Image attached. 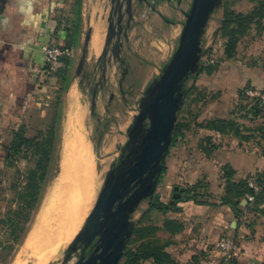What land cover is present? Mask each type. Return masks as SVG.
Masks as SVG:
<instances>
[{"label": "rangeland", "instance_id": "obj_1", "mask_svg": "<svg viewBox=\"0 0 264 264\" xmlns=\"http://www.w3.org/2000/svg\"><path fill=\"white\" fill-rule=\"evenodd\" d=\"M92 1L94 0H86L80 44L78 49H76L73 54L74 68L71 82L73 78H75L74 71L81 55L88 14L91 9V3H93ZM95 1L100 3V0ZM171 4L173 8H169L166 2L161 0L159 5L156 7V11L150 10L147 6L142 8L136 6L134 7V17L130 28L127 30V33L129 31L130 34L129 38L127 35L126 39H121L123 50L120 53V57L123 59L124 64L121 65L119 62L113 63L110 61V63L106 66V89L103 97H101V100L98 103L97 113H102V107L105 105V101L110 99L111 94L113 95V99L111 100V106L108 109L105 118L109 121L108 129L103 135L96 152L94 150V145L97 141L96 119L90 113V90L93 89V86L96 83V77L99 75L98 57L101 52L103 38L107 28V15L109 11L108 0L104 6L103 13H94L93 8V40L90 44L87 60L82 72L84 80H82L81 77L76 76L78 80H82L85 84L82 92L78 95L79 100L77 99V106L83 111L82 132L91 148L90 155L92 158V167L97 179L93 192V194L95 193L94 198L92 196V201L89 203L90 205L86 216L89 214L95 202L96 196L102 188L107 171L118 160L120 150L124 146L127 139L126 126L132 123L134 115L137 114L139 100L143 96L148 85L156 78L154 75H150V72L158 69L160 74L162 68L164 67L159 60V56L162 54L159 46L160 44H165L163 43L164 38L171 35L175 29L176 34L178 35L175 47L177 46L182 23L184 22L182 11H188L191 0H184L180 4H178L176 0H171ZM251 5L252 4L247 0H237L231 5V8L236 12L245 13L251 9ZM221 16L222 10L219 9L209 21L204 36V48L207 50V53L204 56L203 61H207L209 63H218L222 61L221 50L223 40L216 34L218 21L221 19ZM239 53L240 57L249 60L250 63L263 59L264 37H256L253 33L250 34L248 38L241 40ZM108 58L112 60L110 52L108 53ZM221 64L222 66L219 73L211 79L204 80V83L210 84V88L222 89V94L217 97L218 99L215 98L200 109L198 121L212 117L216 113H221L224 108L232 103L233 98L236 95L235 91L237 88L244 89L247 85H253L256 87L264 86V71L262 69L248 68L244 62L240 60L235 61L233 65H228L227 63ZM93 77H95L94 80H91ZM53 85L49 86L50 91L48 93L50 94V97L47 100L46 105H42L39 109L29 112L25 116L23 122L25 137L30 139L40 137V135L44 134L47 131V128L52 125L53 121L55 122L57 119V110L60 111V127L58 131L59 142L57 152L55 153L53 172L46 184L42 187L41 198L37 209L31 213L27 221L19 219L16 212L19 210L20 206L18 193L23 191L22 189H24L25 186L27 173L33 167L30 150L23 149L20 154L16 155L11 160L9 166H5L3 168L0 174V264H34L36 262L31 250L26 246V240L31 230L36 226L37 220L41 217L42 212H44L54 200L60 184L59 173L63 166L62 138L64 136V130L61 122L67 113L68 105L66 107L65 104L67 91L59 96L57 95V92H55L56 87ZM191 85L192 80L189 79L186 87H190ZM185 94L187 95V89ZM195 95L196 90L190 91L186 96V100H183V102H185L181 106L183 108H180L182 109L181 117L187 109L189 110V107L192 109V114L195 113V103L194 101H191L194 99ZM57 96L60 98V103H58ZM115 112L117 113V116L113 115ZM187 119L191 122L190 115L187 116ZM119 129L121 130L120 132L123 137L119 140V142H117L118 144H116V147H114L111 151L109 148L106 152H101V143L103 141L106 142L108 140L106 142L108 145L115 144V137L119 134ZM188 137L189 133H186V138ZM222 137L223 136H219L218 138L213 136L212 138L217 142V140ZM222 144L227 145V143L224 142H222ZM158 188L159 186L156 191H159ZM212 191L210 202L218 201V190L214 189ZM166 197L170 199V196ZM207 199L208 198L205 197L204 200L206 201ZM146 208L147 201L143 202L139 206L138 211L134 214L133 219L136 223L140 220ZM159 218L160 217H158L157 214H151L146 216L143 222L157 221ZM8 219L13 222L19 221V225L24 229V232L22 230L17 234L18 236H21V241L18 244L14 241L15 239L11 234L13 228L11 224H9ZM77 230L78 229L71 234L66 244L57 253L56 257L49 260L45 264H58L62 258L63 251L72 240ZM260 231H262V229ZM158 235L161 238L166 237V234L162 232ZM223 236L230 238L236 243V245H238L237 240H235L231 234L225 233ZM240 252L238 250L239 254ZM213 253L219 255L218 251L214 248ZM204 258V256L203 259L200 258L202 262L201 264H209V261H206L208 258ZM218 258L219 256H212V259L215 260L214 264L218 263ZM69 264H72V262Z\"/></svg>", "mask_w": 264, "mask_h": 264}, {"label": "crops", "instance_id": "obj_2", "mask_svg": "<svg viewBox=\"0 0 264 264\" xmlns=\"http://www.w3.org/2000/svg\"><path fill=\"white\" fill-rule=\"evenodd\" d=\"M247 1L252 4V8L258 0ZM73 2L74 0H0L1 166L4 160L3 146L8 143V131L23 126L25 116L39 109L40 106L46 105L50 97L48 93L50 90L43 87L42 81L45 68L43 48L64 45L65 31L70 27L73 17ZM92 2L94 13L104 12L107 0H100V3L95 0ZM85 5L86 0H82V18ZM252 33L254 35V31L250 34ZM127 35L129 38V31ZM259 36L264 37V32ZM177 37L175 29L171 35L164 38L165 44H160L161 64L165 65L169 61L176 48ZM240 43L241 41L239 46ZM122 50L123 45L121 52ZM71 54L74 58V52ZM158 74V69L150 72V75L155 77ZM74 85L78 86L79 95L85 84L76 76L73 78L66 92V107L69 90ZM217 114L219 113L215 115ZM113 115L117 116V113ZM63 120L64 118L61 125L64 129ZM128 127L129 125L126 126V130ZM120 131L119 129V134L115 137V144L108 145L105 141L101 143V152H106L109 148L111 151L116 147L117 142L123 137ZM186 133H189L188 138ZM186 133L184 138L170 150L166 159L165 178L159 185V191L156 192L160 193L163 202L172 203L184 195L183 191L187 184H193L205 175L203 182L208 184L209 195L206 202L212 205L200 206L183 201L178 203L180 212L166 214L167 217L177 218L184 223L183 232L171 237L174 243L170 247L173 258L179 264H196L192 261L193 256L202 253L208 258L206 261H209V264H214L215 260L212 256H219L213 253V248L216 249L215 243L223 234L229 233L237 240L238 250L241 251L239 255L237 254L238 264H264L263 218L256 213L248 212L236 219L232 209L221 202L224 195L222 166L230 164L236 170L238 178H246L264 170V153L252 140L245 142L231 136H223V139H218L217 142L213 139L218 148L207 158L198 148L200 140L206 136L219 138V135L200 128H192ZM222 142L227 145H223ZM214 189L218 190L219 200L210 202L211 192ZM200 190L197 189V193H203V190ZM166 196H170V199ZM198 200L201 201L200 198ZM242 203L245 205L244 202ZM165 234L166 237L163 239L169 237L167 233ZM200 258L198 263L201 264ZM220 260L222 259L219 256L217 261Z\"/></svg>", "mask_w": 264, "mask_h": 264}, {"label": "trees", "instance_id": "obj_3", "mask_svg": "<svg viewBox=\"0 0 264 264\" xmlns=\"http://www.w3.org/2000/svg\"><path fill=\"white\" fill-rule=\"evenodd\" d=\"M235 1L223 0L220 7L222 16L218 21L216 34L223 40L221 50L222 61L218 63L202 61L200 71L195 76L190 77L192 85L185 88L187 89V95L190 91L196 90V95L191 100L195 103L196 111L192 114V109L189 107V110L187 109L182 117V109L178 112L171 142L163 159L154 193L147 201V208L144 210L131 236L127 240L118 264H179L170 252V247L174 244L171 237L183 232L184 223L177 218L167 217L166 214L169 212H180L181 208L178 206V203L183 201L193 202L200 206L212 205L203 201L205 197L209 196L207 193L208 184L203 182L205 175L197 182L187 184V187L183 191L184 195H181L180 199H176L172 203L163 202L160 193L156 192L157 187L165 178L167 156L170 150L184 138L186 132L192 128H200L219 136H231L245 142L252 140L264 153V107L257 98H248L244 95L245 88L263 90L264 86L247 85L244 89L237 88L232 103L224 108L221 113L215 115L213 118L198 121L200 109L222 94V89H213L209 87L210 84L204 83V80L211 79L219 73L222 66L221 63L233 65L235 61L240 60L248 68H259L264 71V59L250 63L249 60L240 57L239 53V42L241 40L248 38L252 31H254L255 36L262 35L264 32V0L255 1L254 6L245 13L236 12L231 8V5ZM72 12L71 25L65 31L64 45L60 46L67 51V54L60 58V65L54 72L55 92L59 96L67 91L73 76L74 59L71 53L77 49L81 36L83 24L82 0H74ZM187 95L185 94L184 100H186ZM59 96H57L58 103H60ZM59 113L60 111L57 110V119L55 122L53 121L52 125L40 137L31 139L25 137L23 126L9 130L7 133L8 143L3 146L4 160L3 166L0 165V174L3 168L9 166L11 160L20 154L23 149L30 150L31 152L33 167L27 173L23 191L18 193L20 206L16 215L23 221H27L31 213L37 209L42 187L53 172L55 153L57 152L59 142ZM189 115L191 116V122L187 119ZM108 123L109 121L104 119L96 129L97 141L94 145L95 152L98 150L101 139L108 129ZM198 148L208 158L217 150L218 145L214 143L211 136H206L200 140ZM221 172L224 180V195L221 198L222 204L232 209L236 219H239L244 213L253 212L264 220V187L260 193L254 194L247 183L251 179L256 185L264 184V170L246 178H238L236 170L230 164H225L222 166ZM197 189L203 190V193H197ZM248 195H253L254 201L252 204L246 203L243 205L242 202L245 203ZM199 198L201 201L198 200ZM151 214H157L160 218L157 221L143 222L144 218ZM8 222L13 228L11 234L15 239L14 241L18 244L21 241V236L17 234L22 230L24 232V229L19 225V221L13 222L8 219ZM160 232L167 233L169 237L165 239L159 237L158 234ZM203 256L202 253L193 256L192 261L198 263L199 257L203 259ZM217 264H238V257L227 262L220 260Z\"/></svg>", "mask_w": 264, "mask_h": 264}, {"label": "water", "instance_id": "obj_4", "mask_svg": "<svg viewBox=\"0 0 264 264\" xmlns=\"http://www.w3.org/2000/svg\"><path fill=\"white\" fill-rule=\"evenodd\" d=\"M114 3L115 0H110ZM223 0H191L183 12L177 46L160 74L139 100L137 114L126 130V142L117 162L107 171L103 185L83 224L62 253L58 264H118L136 222L139 206L154 193L163 159L169 148L177 114L183 104L186 84L202 67L207 53L204 36L209 21ZM131 17V0H126ZM93 8L88 14L81 55L75 76L81 77L92 42ZM107 28L98 57V83L90 90V113L95 114L99 91L106 84V66L110 61L124 64L120 57L121 39L127 38L129 24L123 30L121 13L116 23L113 9L108 12ZM111 53L112 60L108 58ZM113 99L111 94L110 100ZM87 251V252H86Z\"/></svg>", "mask_w": 264, "mask_h": 264}, {"label": "bare ground", "instance_id": "obj_5", "mask_svg": "<svg viewBox=\"0 0 264 264\" xmlns=\"http://www.w3.org/2000/svg\"><path fill=\"white\" fill-rule=\"evenodd\" d=\"M78 92V86L74 85L68 93V110L63 120L60 184L54 200L42 212L26 240L36 264H45L55 258L71 234L79 230L95 194L97 179L92 167L91 148L82 132L83 111L77 106Z\"/></svg>", "mask_w": 264, "mask_h": 264}, {"label": "built area", "instance_id": "obj_6", "mask_svg": "<svg viewBox=\"0 0 264 264\" xmlns=\"http://www.w3.org/2000/svg\"><path fill=\"white\" fill-rule=\"evenodd\" d=\"M45 55V68L42 74L43 87L49 88L55 82L54 72L60 65V58L67 54V51L60 46L51 45L43 48ZM53 83V84H52ZM244 95L248 98H257L260 104L264 107V89L253 90L246 89ZM248 186L253 190L254 194L261 192L264 184L256 185L251 179L247 181ZM254 201L253 195H248L245 199V204H252ZM215 248L223 261L231 260L237 257L238 247L236 243L228 237L222 236L215 243Z\"/></svg>", "mask_w": 264, "mask_h": 264}, {"label": "flooded vegetation", "instance_id": "obj_7", "mask_svg": "<svg viewBox=\"0 0 264 264\" xmlns=\"http://www.w3.org/2000/svg\"><path fill=\"white\" fill-rule=\"evenodd\" d=\"M160 1L161 0H131V17H129L128 13L126 12V9H127L126 0H115L114 3H111V1L108 0V5H109V11L112 8L113 12L115 11V13H116V15L114 16V22L115 23L117 21V18L119 17V12L121 13L120 23H121L122 28L124 30L128 24H129V28L131 26V23H132V20L134 17L133 11H134L135 6L140 7V8L147 6V7H149L150 10L156 11V7L159 5ZM162 1L166 2L167 6L169 8H173V6L171 4V0H162ZM176 1L178 4H180L184 0H176ZM107 18H108V15H107ZM94 78L95 77H93L91 80H94ZM97 83H98V76L96 77V83L94 84V86ZM94 86H93V88H94ZM105 89L106 88L104 86L103 90L99 91L97 106H98L99 101L101 100V97H103ZM110 106H111V100L108 99L107 101H105V105L102 107V113L101 114L97 113V107L95 108V114L92 116L95 117V119H96V129L98 128L100 122L106 118V114H107V111L110 108Z\"/></svg>", "mask_w": 264, "mask_h": 264}]
</instances>
